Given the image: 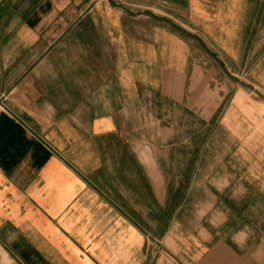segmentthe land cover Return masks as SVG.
<instances>
[{
	"label": "crops",
	"instance_id": "obj_1",
	"mask_svg": "<svg viewBox=\"0 0 264 264\" xmlns=\"http://www.w3.org/2000/svg\"><path fill=\"white\" fill-rule=\"evenodd\" d=\"M0 264H264V0H0Z\"/></svg>",
	"mask_w": 264,
	"mask_h": 264
},
{
	"label": "rangeland",
	"instance_id": "obj_2",
	"mask_svg": "<svg viewBox=\"0 0 264 264\" xmlns=\"http://www.w3.org/2000/svg\"><path fill=\"white\" fill-rule=\"evenodd\" d=\"M207 49L209 51V54H211L213 57H215V59L221 61L219 53L215 50V48L207 45ZM234 77V76H233ZM210 122L214 119V117H209ZM180 153L179 155H183L182 150L177 149ZM195 149L193 148V155ZM194 166V165H193ZM181 167V168H180ZM211 167H213L211 169ZM162 171L168 172V169L166 168L165 165H162ZM176 168L179 170V172L183 171V165H176ZM201 171V170H200ZM202 171L203 172H208L209 175H212V172L215 171V165H211L209 164H204V168L202 167ZM145 236H146V248H147V253L149 255H155V257L162 252V246H161V240L158 239V237L154 236L150 231H145Z\"/></svg>",
	"mask_w": 264,
	"mask_h": 264
}]
</instances>
